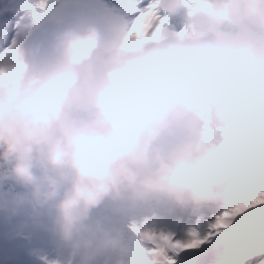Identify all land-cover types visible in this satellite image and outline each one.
I'll return each mask as SVG.
<instances>
[{"label": "clouds", "instance_id": "clouds-1", "mask_svg": "<svg viewBox=\"0 0 264 264\" xmlns=\"http://www.w3.org/2000/svg\"><path fill=\"white\" fill-rule=\"evenodd\" d=\"M0 225L35 264H159L264 163V0H0ZM133 28L135 31L133 32ZM232 129L239 135L228 136Z\"/></svg>", "mask_w": 264, "mask_h": 264}, {"label": "snow or ice", "instance_id": "snow-or-ice-1", "mask_svg": "<svg viewBox=\"0 0 264 264\" xmlns=\"http://www.w3.org/2000/svg\"><path fill=\"white\" fill-rule=\"evenodd\" d=\"M134 18L152 13L149 36L162 23L149 0H124ZM27 5L0 9V35L11 40ZM135 29L133 28V32ZM228 136L239 135L232 129ZM180 231L154 230L150 238L159 264H264V163L259 156L245 158L238 173L237 191L222 210L180 225Z\"/></svg>", "mask_w": 264, "mask_h": 264}, {"label": "rangeland", "instance_id": "rangeland-1", "mask_svg": "<svg viewBox=\"0 0 264 264\" xmlns=\"http://www.w3.org/2000/svg\"><path fill=\"white\" fill-rule=\"evenodd\" d=\"M28 247L23 238L15 241L6 239L3 225H0V264H35L34 258L28 254Z\"/></svg>", "mask_w": 264, "mask_h": 264}]
</instances>
